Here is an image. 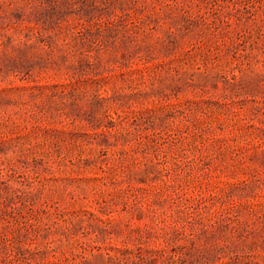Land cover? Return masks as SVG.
I'll use <instances>...</instances> for the list:
<instances>
[{"label": "rangeland", "instance_id": "rangeland-1", "mask_svg": "<svg viewBox=\"0 0 264 264\" xmlns=\"http://www.w3.org/2000/svg\"><path fill=\"white\" fill-rule=\"evenodd\" d=\"M0 264H264V0H0Z\"/></svg>", "mask_w": 264, "mask_h": 264}]
</instances>
